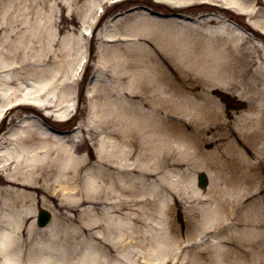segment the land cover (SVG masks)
<instances>
[{
	"label": "bare ground",
	"instance_id": "6f19581e",
	"mask_svg": "<svg viewBox=\"0 0 264 264\" xmlns=\"http://www.w3.org/2000/svg\"><path fill=\"white\" fill-rule=\"evenodd\" d=\"M196 1L166 2L173 3L169 10L182 11ZM212 1L214 3L209 1L210 4L222 10V13L235 10L248 14L247 24L253 29L254 35L264 39V12L262 18L256 17L260 0ZM95 3L94 0L84 1L81 7L83 20L91 14ZM250 8H253L251 12ZM14 10H17L16 0H9L8 6L3 9L8 14L7 18L0 16V116L2 113L6 116L12 113L11 120L21 124L18 129L12 128L0 134V264H82L100 242L110 249L131 244V239L135 238L127 236L124 239L126 229L131 233L138 231L141 236L135 243L141 249L138 254L141 262L133 261L132 264H150L151 260L155 264L154 261L159 257H162L161 262L168 257L175 259L180 250V241L174 239L173 232L175 220L172 196L176 192L182 197L192 198V204L186 209V217L196 223L203 218L206 224L200 229H207L208 232L218 224L214 223L218 219H213L226 212L221 204L230 203V196L241 194L242 197L243 191L252 190V186L256 185L261 174L252 156L264 158V141L260 142V136L264 137V123L257 121L256 109L242 111L228 125L222 119V149L207 155L204 160L200 148L203 138L201 132L207 120L214 118L217 113L210 108L206 96H201V101H197L177 86L172 88L173 93H178L177 97H171L172 93L165 102H161L159 95V100L153 103L151 110L136 105L135 111L126 109L117 119L113 117L117 107L111 98L107 97L101 110L99 108L96 90L102 81V70L94 83L95 104L90 106L89 119L81 121L85 136L76 140L73 135L64 134L62 119L70 116V113L60 110L68 109L72 89L70 86L67 89L54 86L58 72L52 71L42 78L38 86L35 84V91L29 85L25 89L21 87L22 90L16 86L21 80L19 74L25 73L22 78H27L32 72L38 75L45 68L37 62L32 63L24 55L16 57L24 52V43L15 36L19 24ZM222 19L233 25L225 16ZM143 21L133 23L131 30L138 32V24ZM149 21H145L147 26L151 25ZM44 36L49 37V30ZM80 41L79 36L66 35L60 53L58 51L55 55L62 59L61 53L74 51L78 54ZM45 43L53 46L54 38L46 39ZM64 45L68 51L63 49ZM116 47L107 46V50H111L107 54L113 61L125 56ZM39 54L41 56L43 53ZM75 65L74 59H69L66 63L61 62L58 70L67 75L70 67L74 69ZM47 80L53 83V87L45 94ZM107 85L103 83L100 86ZM22 99L35 103L5 109L6 104ZM17 108L24 111L32 108L39 120L33 121L29 115L18 114ZM83 109H87V106ZM4 121L0 122V129ZM188 124H192L190 132L185 130ZM179 136L183 139L178 144L193 149L192 159H195L197 166L203 164L218 170L212 178L213 194L206 196L215 202L212 206L205 203L206 197L195 185V177L190 183L192 193L188 188L178 189L174 173L183 164L182 159L176 157L178 147L175 141ZM93 139H96V160L81 151L83 141ZM216 192L219 196L213 198ZM246 195L250 201L256 199L254 194ZM55 196H60L59 204L54 202L59 210H55L53 220L48 224L38 225L34 201L42 198L43 202L55 206L50 203V198L54 199ZM219 198H222V203ZM241 204L243 206L244 201ZM230 214L237 218L233 220V225L242 220L252 221V217H242L234 209L230 210ZM153 220L160 222L161 228L153 225ZM162 229L170 230V234L161 233ZM182 250L184 254L179 264H197V260L203 257L199 254L190 261L188 245ZM91 261L102 263L93 254ZM256 263L264 264L263 258L258 256Z\"/></svg>",
	"mask_w": 264,
	"mask_h": 264
},
{
	"label": "rangeland",
	"instance_id": "374dc122",
	"mask_svg": "<svg viewBox=\"0 0 264 264\" xmlns=\"http://www.w3.org/2000/svg\"><path fill=\"white\" fill-rule=\"evenodd\" d=\"M84 1L16 0L17 10H14V15L17 25H19L15 31V36L17 35L20 42L24 43V52L19 53L16 57L20 58L24 55L32 63L37 62L40 67L45 68L40 70L38 75L32 72V75L30 74L27 78H22L25 73L19 74L21 80L16 83L19 90L25 89L29 85L32 87L31 90L35 91L41 79L50 75L52 71L58 72L54 81L55 87L67 89L70 86L69 79L73 66L70 67L67 75L58 69L61 62L66 63L69 59H74L75 64L81 55L82 31L92 16L89 14L84 20L81 18V7ZM94 1L96 3L90 13H94L97 6V0ZM154 3L155 0H129L115 7H109L107 14L104 15L100 26L97 28L93 38L95 46L98 45V42L101 44L100 38L107 33H112L111 36L114 37H123V35L128 37L126 41L110 42L106 45H116L117 51L125 54L122 59L113 61L107 54L111 50H107V48V51L105 50L102 55H95L92 58L91 67H100V72L103 70L100 85L103 83L110 85V87H108L109 85L107 87L99 85L98 90H96L100 102L99 108L101 110L102 103L108 97L113 100L117 107L113 114V117L117 119L120 117V113L126 109L135 111L136 105L151 110L153 103L159 100V95L161 96L160 101L165 102L166 98L173 93L172 88L176 86L197 101H201V96H206L209 99L210 108L217 115L211 120H207L201 132L203 138L200 148L202 159L205 160L207 155L222 149V134L220 133L222 131V119L228 125L233 123L242 111L255 108L257 121L264 123V46L261 40L257 39L258 37H254L252 33H247L234 25L249 27L247 15L235 11L222 13V10L214 8L213 5H199L196 1L186 11H175L170 12L171 15L169 16H161L158 13L167 12L165 9L173 3L166 2L159 6H155ZM8 4L9 0H0V16L3 19L8 16L3 11ZM128 10L130 13L127 12ZM263 12L264 4L260 1L257 17L262 18ZM200 13H206V16L197 18ZM222 16L235 22L230 20L233 25L230 22H224ZM144 18L150 20L151 25L147 26ZM139 21H143V23L138 24L140 30L138 32L131 30L133 23ZM46 30H49V37L47 38L44 36ZM69 34L79 36L81 39L78 54H75L74 51L67 54L61 53L62 59H60L55 53L58 51L60 53L59 49L64 37ZM48 38H54L53 46L46 45L45 40ZM48 49L51 51L49 52ZM63 49L68 51L66 45L63 46ZM219 51L222 52L219 53ZM39 53L43 54L40 56ZM93 82L88 74L84 76L79 93L81 98H86L87 91L90 90V86H93ZM44 86L46 94L52 90L53 83L48 81ZM70 89H68L69 93ZM177 96L178 93L174 92L171 97ZM38 102L41 103V100L39 99ZM26 109L33 114H30L31 120H39L37 116H34L32 108ZM69 109L70 105H68L67 110L69 111ZM67 110L60 111L67 113ZM17 111L18 114L29 113L22 108H18ZM81 120L83 117L78 114L63 122L62 125L68 127L80 124ZM194 122L196 123V121ZM191 126L192 124L186 125V132L191 131ZM76 134H78V130ZM79 135L82 136L81 132ZM180 139L183 137L179 136L175 141L178 147L176 157L178 160L182 159L181 162L183 163L179 166V170L174 173V178L178 181V189L181 191L188 188L192 193L190 189L191 180L196 178L200 171H205L209 176L208 186L203 188L196 182L195 185L202 190L203 196L213 194L211 192L212 178L218 170L203 166V164L197 166L195 159H192L193 149L188 145L178 144ZM95 141L96 139L85 140L81 146L82 153L93 157V160L97 159ZM263 141L264 137L260 136V142ZM252 161L256 164L261 177L256 185L252 186V190L243 191L242 194L243 196L245 193L254 194L256 199L250 201L247 195L241 197V194L230 196V203H224V206L221 204L226 212L213 219V221L218 219L216 222H220L225 218H234L235 216L228 214L230 210L234 209L242 217L245 215L252 217V221L242 220L234 225L232 223V225L225 226L224 230H220L222 227H215V231L212 232L209 229L207 232V229H200L206 224L203 218L198 219L196 223L186 217V209L192 204V198L182 197L177 192V195L172 196L173 218L175 220L173 225L175 227L173 228L174 239L188 244V259L190 261L193 256L197 257L199 254L203 257L197 260V264H257L258 256L264 260V158L260 159L256 155L252 156ZM197 163L199 162L197 161ZM228 187L229 189L232 188L231 186ZM216 194L218 192L213 198L219 196ZM40 195L42 196V194ZM58 197L60 196H55L54 199L50 198V203L59 204ZM208 198L206 197L205 203L210 206L214 205L215 202ZM219 199L222 203V198ZM243 201L244 205L242 206ZM34 203V206L37 207L36 215L40 208L49 210L53 216L55 210H59L57 204L51 206L43 202L42 198H37ZM73 215L75 216L74 213ZM77 221L82 222V220ZM151 222L161 228L160 222L155 220ZM128 230H124L126 234L124 239H127V236L135 238L131 239L133 240L131 244H125L122 248L113 247L110 249L100 242L99 246L93 248L91 253L98 262H102L98 264H132L133 261L138 263L141 259H138L141 249L135 243L138 242L139 238L141 239L140 232L131 233ZM216 230L220 231L216 232ZM161 231L165 235L170 234V230L162 229ZM228 248L231 250L228 251ZM92 254L82 264H95L91 261ZM161 259L162 257H159L155 260V264H160ZM149 263L153 264V261L151 260Z\"/></svg>",
	"mask_w": 264,
	"mask_h": 264
},
{
	"label": "water",
	"instance_id": "95a60500",
	"mask_svg": "<svg viewBox=\"0 0 264 264\" xmlns=\"http://www.w3.org/2000/svg\"><path fill=\"white\" fill-rule=\"evenodd\" d=\"M202 179H204V176L202 175Z\"/></svg>",
	"mask_w": 264,
	"mask_h": 264
}]
</instances>
